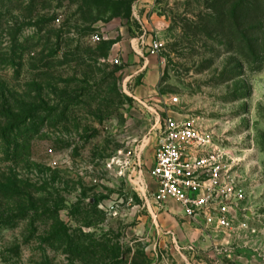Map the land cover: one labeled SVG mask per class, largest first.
<instances>
[{
	"label": "rangeland",
	"instance_id": "374dc122",
	"mask_svg": "<svg viewBox=\"0 0 264 264\" xmlns=\"http://www.w3.org/2000/svg\"><path fill=\"white\" fill-rule=\"evenodd\" d=\"M135 2L0 0V264H183L143 187L167 114L238 164L245 199L231 231L202 239L209 263L264 264V0H152L161 47L142 104L143 76L92 40Z\"/></svg>",
	"mask_w": 264,
	"mask_h": 264
},
{
	"label": "built area",
	"instance_id": "2783aa9c",
	"mask_svg": "<svg viewBox=\"0 0 264 264\" xmlns=\"http://www.w3.org/2000/svg\"><path fill=\"white\" fill-rule=\"evenodd\" d=\"M92 40L100 42L109 38L98 33ZM160 47L151 37L147 44L148 55L157 56ZM112 63L117 65L119 61L114 58ZM154 131L157 134L153 160L147 172L153 186L141 184L152 203L161 207L167 201L176 202L185 220L201 222V232L225 234L231 231L245 191L235 169L238 164L229 157L221 137H216L191 117L176 119L168 114ZM140 152L136 148L127 152L129 159L137 160L139 173Z\"/></svg>",
	"mask_w": 264,
	"mask_h": 264
},
{
	"label": "crops",
	"instance_id": "0c3cea01",
	"mask_svg": "<svg viewBox=\"0 0 264 264\" xmlns=\"http://www.w3.org/2000/svg\"><path fill=\"white\" fill-rule=\"evenodd\" d=\"M151 9L152 0H136L132 7V16L136 26H130L131 33L127 32L125 24L123 27L112 28L113 32H108L109 28L100 31L114 41L112 45L114 57L123 65L127 78L143 76L141 84L132 88L131 96L141 104L152 99L156 86L155 70L157 66L154 63V58L157 56L147 53V44L151 38V31H153L152 19H154V15L151 13ZM151 204H153L152 201ZM156 208L158 216L167 226L164 232L170 236L176 246L181 245V248L189 253L183 264H210L208 261V258L211 257L210 243L207 240H202L209 239V230L201 232L199 230L201 222L195 224L185 220L180 206L174 201H167L163 206H156Z\"/></svg>",
	"mask_w": 264,
	"mask_h": 264
},
{
	"label": "trees",
	"instance_id": "16d2710c",
	"mask_svg": "<svg viewBox=\"0 0 264 264\" xmlns=\"http://www.w3.org/2000/svg\"><path fill=\"white\" fill-rule=\"evenodd\" d=\"M136 1V0H135ZM124 24H125V26H126V29H127V32L128 33H131V28H130V26H132V25H135L136 26V22L134 21V19L132 18V14H131V11L129 12V14H128V16L126 17V19H125V21H124ZM138 27V26H137ZM105 42V43H108V44H110L111 43V40L109 39V40H102V42ZM114 43V42H113ZM10 122V124L11 125H13V126H8V128L9 129H11V128H13L14 130H21L22 129V127H23V125H24V123H25V121H24V119H22V120H11V121H9Z\"/></svg>",
	"mask_w": 264,
	"mask_h": 264
}]
</instances>
